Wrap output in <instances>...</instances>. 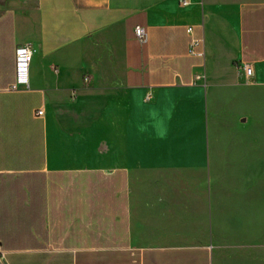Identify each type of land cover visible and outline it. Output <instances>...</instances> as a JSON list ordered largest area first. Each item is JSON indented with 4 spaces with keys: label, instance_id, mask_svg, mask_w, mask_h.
Here are the masks:
<instances>
[{
    "label": "crops",
    "instance_id": "obj_1",
    "mask_svg": "<svg viewBox=\"0 0 264 264\" xmlns=\"http://www.w3.org/2000/svg\"><path fill=\"white\" fill-rule=\"evenodd\" d=\"M259 89L264 0H0V264H214L199 175Z\"/></svg>",
    "mask_w": 264,
    "mask_h": 264
},
{
    "label": "rangeland",
    "instance_id": "obj_2",
    "mask_svg": "<svg viewBox=\"0 0 264 264\" xmlns=\"http://www.w3.org/2000/svg\"><path fill=\"white\" fill-rule=\"evenodd\" d=\"M237 102L213 123L216 154L199 179L216 198L214 264H264V90Z\"/></svg>",
    "mask_w": 264,
    "mask_h": 264
},
{
    "label": "built area",
    "instance_id": "obj_3",
    "mask_svg": "<svg viewBox=\"0 0 264 264\" xmlns=\"http://www.w3.org/2000/svg\"><path fill=\"white\" fill-rule=\"evenodd\" d=\"M188 0H183V3H187ZM135 33L138 40L142 43L146 42L148 39V33L143 25L135 26ZM203 43L202 38H194L191 40L189 44V52L190 53H198V47ZM34 49L30 43H25L18 45L16 48V80L10 86L11 89L16 90L21 85L29 86V74H30V64L33 58ZM242 68L246 72L248 76H250L253 72L252 65L249 63H244ZM43 113V109H38L37 114L41 115ZM4 257L2 256V259ZM1 264H6L4 260H2Z\"/></svg>",
    "mask_w": 264,
    "mask_h": 264
}]
</instances>
